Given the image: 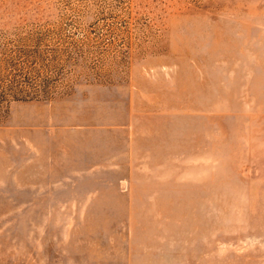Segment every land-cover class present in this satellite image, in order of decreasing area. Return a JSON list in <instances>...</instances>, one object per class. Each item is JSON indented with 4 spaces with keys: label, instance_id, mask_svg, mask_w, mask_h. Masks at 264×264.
I'll list each match as a JSON object with an SVG mask.
<instances>
[{
    "label": "rangeland",
    "instance_id": "1",
    "mask_svg": "<svg viewBox=\"0 0 264 264\" xmlns=\"http://www.w3.org/2000/svg\"><path fill=\"white\" fill-rule=\"evenodd\" d=\"M0 264H264V0H0Z\"/></svg>",
    "mask_w": 264,
    "mask_h": 264
}]
</instances>
